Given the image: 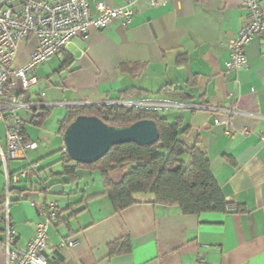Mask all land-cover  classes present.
I'll return each instance as SVG.
<instances>
[{
  "label": "crops",
  "instance_id": "obj_1",
  "mask_svg": "<svg viewBox=\"0 0 264 264\" xmlns=\"http://www.w3.org/2000/svg\"><path fill=\"white\" fill-rule=\"evenodd\" d=\"M129 1H136L137 7L129 29L116 21L106 30H94L88 40L75 39L37 72L39 91L53 107L43 113L41 125L26 128L28 138L38 143L17 160L26 166L10 164L13 174L32 171L10 193L17 247L25 248L36 225L46 220L44 210L32 202H56L60 217L48 228L47 264H264V33L247 49L249 69L227 74L229 44L247 20L243 0H159L157 6L151 0H88L94 17L98 3L119 8ZM262 8L264 12V0ZM36 47L34 38L22 45L26 51L21 66ZM166 86L186 90L190 99L160 95ZM149 97L235 108L231 118L209 110L162 115L171 123L182 120L188 133L181 141L190 148L199 145L227 202L244 208V213L186 216L179 206L154 204L149 196H139L140 203L116 213L103 195L100 173L82 170L81 181L72 186L48 179L44 170L63 171L61 125L70 108ZM230 124L238 131L234 136L228 134ZM0 146L7 149L2 123ZM1 169L0 247L6 187ZM126 173L119 170L111 178L120 183ZM125 238L131 239L132 252L111 256L110 245ZM67 240H76L77 246H62ZM0 264H6L1 252Z\"/></svg>",
  "mask_w": 264,
  "mask_h": 264
},
{
  "label": "built area",
  "instance_id": "obj_2",
  "mask_svg": "<svg viewBox=\"0 0 264 264\" xmlns=\"http://www.w3.org/2000/svg\"><path fill=\"white\" fill-rule=\"evenodd\" d=\"M159 2L151 0L153 6ZM242 6L247 12V20L229 44L227 74L249 69L247 49L256 37L264 33L262 0H243ZM96 11L98 15L94 17L88 0H0V123L5 128L7 141L5 151L0 146V165L6 180L1 211L5 239L0 252L6 258V264H47L45 253L49 249L48 228L59 215L56 202H32L34 207L44 210L46 220L36 225L34 236L25 248L17 247L18 233L10 214V193L22 178L28 177V171L13 174L10 164L23 160L28 151L38 148V143L28 138L26 128L28 125H41L43 112L53 107L46 102L45 92L40 91L35 100L29 94L33 87L41 86L37 72L65 51L75 39L88 40L94 30H106L116 21H120L124 29H129L137 12L136 1H129L119 8L98 3ZM32 38L37 41L36 50L26 64L21 66V47ZM87 106H117L161 114L173 110H209L230 118L236 114L232 106L207 108L154 97L138 100L106 99L76 105ZM23 112L29 113V118L24 119L21 115ZM237 132L230 124L228 134L234 136ZM249 134V131L242 132L244 137ZM229 209L235 210V207ZM62 246L74 249L77 241L67 240Z\"/></svg>",
  "mask_w": 264,
  "mask_h": 264
},
{
  "label": "trees",
  "instance_id": "obj_3",
  "mask_svg": "<svg viewBox=\"0 0 264 264\" xmlns=\"http://www.w3.org/2000/svg\"><path fill=\"white\" fill-rule=\"evenodd\" d=\"M159 94L181 101L190 99L186 90L172 86L162 88ZM79 116L97 117L111 127L153 121L159 131V140L151 146L134 143L116 146L92 165L77 164L63 151L62 173L46 169L48 179L58 178L63 185L72 186L81 181L79 174L82 170L100 173L103 195L109 197L116 213L140 203L139 196L152 197L154 204L179 206L186 216L246 211L238 206L235 210L229 209L234 206L227 202L215 180L207 155L199 145L190 148L181 141L180 138L188 133L181 119L171 123L161 113L117 106L72 107L61 125L63 135ZM25 170L28 175L32 172L28 168ZM119 170L127 173L120 183H115L111 174ZM14 187L11 193H14ZM132 248L131 239L125 238L110 245V255H126L132 252Z\"/></svg>",
  "mask_w": 264,
  "mask_h": 264
},
{
  "label": "water",
  "instance_id": "obj_4",
  "mask_svg": "<svg viewBox=\"0 0 264 264\" xmlns=\"http://www.w3.org/2000/svg\"><path fill=\"white\" fill-rule=\"evenodd\" d=\"M158 140L159 131L153 121L111 127L97 117L79 116L64 133V151L75 163L92 165L116 146L129 143L151 146Z\"/></svg>",
  "mask_w": 264,
  "mask_h": 264
},
{
  "label": "rangeland",
  "instance_id": "obj_5",
  "mask_svg": "<svg viewBox=\"0 0 264 264\" xmlns=\"http://www.w3.org/2000/svg\"><path fill=\"white\" fill-rule=\"evenodd\" d=\"M26 51V48H22L21 49V51H20V57L24 54V52ZM55 61V60H54ZM53 61V63L51 64V65H54V62ZM47 66V65H46ZM45 67V66H44ZM42 68V67H41ZM40 68V69H41ZM38 90V92H40L39 91V87H33L31 90H30V95H31V97L33 98H35L36 97V95L38 94V93H35L36 91ZM42 91V90H41ZM27 98H28V95H27ZM21 115L24 117V118H29V116H30V114L29 113H27V112H23V113H21ZM14 162H17V165H18V167H19V169H21L23 166H26V163L25 162H23V163H21V162H18V161H14ZM16 165V166H17ZM1 173H2V175L4 174V171H3V169H1ZM95 177L97 178V177H99V174H95Z\"/></svg>",
  "mask_w": 264,
  "mask_h": 264
}]
</instances>
